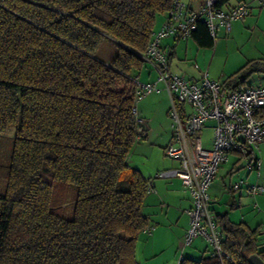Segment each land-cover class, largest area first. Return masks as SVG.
<instances>
[{
    "label": "trees",
    "instance_id": "16d2710c",
    "mask_svg": "<svg viewBox=\"0 0 264 264\" xmlns=\"http://www.w3.org/2000/svg\"><path fill=\"white\" fill-rule=\"evenodd\" d=\"M175 1L0 0V150L9 146L0 161V264H140L149 179L129 164L143 130L135 80L159 17ZM189 38L214 45L201 21ZM105 41L115 50L110 58L98 55ZM259 64L254 70L264 72ZM240 73L223 85L239 88ZM216 221L224 254L208 245L179 264L264 260L258 228L225 214Z\"/></svg>",
    "mask_w": 264,
    "mask_h": 264
},
{
    "label": "built area",
    "instance_id": "2783aa9c",
    "mask_svg": "<svg viewBox=\"0 0 264 264\" xmlns=\"http://www.w3.org/2000/svg\"><path fill=\"white\" fill-rule=\"evenodd\" d=\"M219 1L202 0L195 9L181 0L173 3L163 25L153 33L144 53V60L152 65L156 76L148 82L136 78L135 102L153 91L159 92L161 85L171 100L169 115L173 119L174 132L172 141L164 147L163 152L175 160L177 166L155 173L148 181L147 192L154 190L155 178H179L191 200V205L185 209L188 227L183 236V245H189L195 238L201 237L212 254L222 256V234L208 212V188L231 152L249 155L264 141V87L228 88L221 80L209 78L207 71H202L198 79L173 73L164 46V40L168 37L189 38L198 21L206 24L213 39L217 38L221 29L229 34L233 23L243 20L250 12L245 2L224 9L218 5ZM259 2L264 4V0ZM133 111L137 115L136 107ZM209 120L214 121V126L209 146H206L200 132ZM138 122L142 125L145 123L139 118ZM144 133L145 128L139 133V139L143 138ZM251 165L258 169L260 160L255 156ZM242 184L243 181L238 180L231 184V188L239 189ZM245 191L247 194L264 193V187L249 185ZM181 259L182 256L177 264Z\"/></svg>",
    "mask_w": 264,
    "mask_h": 264
},
{
    "label": "crops",
    "instance_id": "0c3cea01",
    "mask_svg": "<svg viewBox=\"0 0 264 264\" xmlns=\"http://www.w3.org/2000/svg\"><path fill=\"white\" fill-rule=\"evenodd\" d=\"M181 1L188 4L192 9L199 7L202 2V0ZM240 2H245L250 8V12L243 20L233 23L231 31L234 34L242 32L248 27L254 29V23L259 22L261 14L264 13V8H262L264 4H261L259 0H223L222 7L229 9ZM252 16H257V18L255 19ZM165 19V14L159 17L156 30L160 28ZM187 40L189 39L181 40L174 37H168L164 40L165 50L169 56L170 71L173 73L180 74L174 71L172 65L175 56L181 51L185 55L186 49L192 48L195 43ZM200 52H202L201 49L195 50L196 54L194 53L195 56L193 54L192 57L198 59ZM198 67L197 64L194 65V68ZM177 68L184 73L181 75L185 77L191 78L198 74L188 65H180ZM155 76V69L150 63L145 62L138 74V79L141 82H148L154 80ZM160 91H164L171 104L170 96L162 85ZM153 93L158 92L153 91L148 95ZM141 108L143 109L144 106H141ZM138 111V108H136V113ZM151 113L152 111L148 112L149 118L147 119L149 121L152 118L150 116ZM140 125L143 130L145 128V137L143 139L148 138L149 133L147 132L146 124ZM210 138L204 142L202 137L206 146H209ZM171 141L172 136L171 140L162 146V152L164 147ZM150 145L152 143L149 140L138 141L133 146L131 154L137 153L141 159L139 161L136 159L135 162H132L134 164H132L130 160L131 154L129 157V164L138 169L146 179H151L158 171L177 166L176 161H174L176 164L172 162L170 164L167 162L162 164L150 162L148 156L141 153ZM255 156L260 160L258 169L251 165ZM238 180L243 181L242 186L239 189L231 188V184ZM153 183L154 190L147 193L143 203V213L149 218V227L137 237L135 249L137 261L140 264H177L182 255L190 257L200 255L208 246L203 238L197 237L189 245H183V236L188 227V216L185 209L191 205V200L181 180L177 177L155 178ZM249 185L264 187V141L258 144L254 153L249 155H244L238 151L231 152L228 160L219 167L215 179L208 188L210 196L208 212L212 215L217 227L220 229L216 219L219 215L225 214L228 220L233 223H242L250 229L258 228L259 249L264 250V193L247 194L245 188Z\"/></svg>",
    "mask_w": 264,
    "mask_h": 264
},
{
    "label": "rangeland",
    "instance_id": "374dc122",
    "mask_svg": "<svg viewBox=\"0 0 264 264\" xmlns=\"http://www.w3.org/2000/svg\"><path fill=\"white\" fill-rule=\"evenodd\" d=\"M264 8V6H262ZM255 19L257 16H252ZM259 22L254 23L255 28L248 27L244 31H240L234 34L232 31L230 34H226L223 29L218 31L217 38L214 39V45L212 47H202L193 44L192 48L186 49V54L181 51L173 60L174 71L184 74L181 70H178L180 65L191 66L198 74L189 79H198L202 71H207L208 76L215 80L230 79L235 73L241 70L238 75V86L246 87H264V72L260 70H254L256 67L261 66L259 62L264 61V13L261 14ZM187 41H193L191 38H187ZM182 40V39H181ZM186 40V39H185ZM193 43V42H192ZM201 49V54L198 55V59L192 57L195 50ZM115 53L114 47L108 42H103L98 55L103 58H110ZM196 54V53H195ZM194 54V56H195ZM197 64L198 68H194ZM170 101L164 94V91L146 95L142 99L138 100L135 107L138 108L137 116L139 119L145 121L147 132L149 137L146 139H139L138 141L149 140L152 145L141 153L148 156V160L153 163H173L176 164L171 158L167 157L162 152V146L171 140L173 135V119L169 115ZM141 106H144L142 109ZM185 110L188 112V106L185 105ZM152 111V118L150 121L147 119L148 112ZM147 121V122H146ZM214 121L209 120L205 123L200 134L202 135L204 142L206 139L212 136ZM15 131L14 126H10L8 129V136H12ZM136 142V143H137ZM8 142H4L0 150V161L6 162L8 155ZM140 160L141 157L137 153L131 154V163L135 160ZM134 164V163H132ZM74 192L72 187L68 189V197L65 199V206L63 212L65 215L70 216L72 208L71 192Z\"/></svg>",
    "mask_w": 264,
    "mask_h": 264
},
{
    "label": "water",
    "instance_id": "95a60500",
    "mask_svg": "<svg viewBox=\"0 0 264 264\" xmlns=\"http://www.w3.org/2000/svg\"><path fill=\"white\" fill-rule=\"evenodd\" d=\"M248 261L250 264H264V260H262L257 254H251L248 257Z\"/></svg>",
    "mask_w": 264,
    "mask_h": 264
}]
</instances>
